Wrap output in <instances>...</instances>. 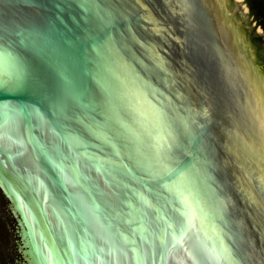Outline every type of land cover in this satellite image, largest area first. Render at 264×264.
<instances>
[{
	"label": "water",
	"instance_id": "1",
	"mask_svg": "<svg viewBox=\"0 0 264 264\" xmlns=\"http://www.w3.org/2000/svg\"><path fill=\"white\" fill-rule=\"evenodd\" d=\"M82 3L0 0V73L6 57L29 72L0 92L29 109L0 116V264H264L251 7ZM167 166L188 171L187 204L152 179Z\"/></svg>",
	"mask_w": 264,
	"mask_h": 264
},
{
	"label": "snow or ice",
	"instance_id": "2",
	"mask_svg": "<svg viewBox=\"0 0 264 264\" xmlns=\"http://www.w3.org/2000/svg\"><path fill=\"white\" fill-rule=\"evenodd\" d=\"M86 4H94V0H84L81 6L84 7ZM28 76L29 72L23 60L6 57L4 60V70L0 73V92H15L24 88ZM26 111H29L27 107L21 108L17 105L0 104V116L4 118L5 122L10 118L20 117ZM31 111L33 114L39 115L36 109L32 108ZM53 167L59 168L58 165H53ZM73 171L75 175V169ZM58 175L60 181L63 183H67L71 179V177L63 174L62 168ZM150 175L152 179L160 181L161 186L168 192L182 202L188 203L185 193H190L191 181L186 169L167 166L161 170L151 171Z\"/></svg>",
	"mask_w": 264,
	"mask_h": 264
},
{
	"label": "flooded vegetation",
	"instance_id": "3",
	"mask_svg": "<svg viewBox=\"0 0 264 264\" xmlns=\"http://www.w3.org/2000/svg\"><path fill=\"white\" fill-rule=\"evenodd\" d=\"M244 3L251 7L249 13L247 14V19L249 23L247 29L249 30L250 27L251 29L256 30V28L261 27L262 28L261 33L263 34L262 36L264 37V0H244ZM262 46L263 47L260 50V54H262L263 56L264 45Z\"/></svg>",
	"mask_w": 264,
	"mask_h": 264
}]
</instances>
